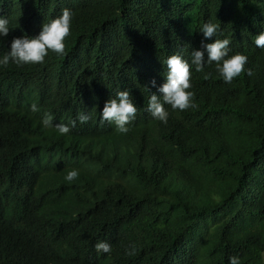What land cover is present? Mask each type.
Masks as SVG:
<instances>
[{"label":"trees","instance_id":"16d2710c","mask_svg":"<svg viewBox=\"0 0 264 264\" xmlns=\"http://www.w3.org/2000/svg\"><path fill=\"white\" fill-rule=\"evenodd\" d=\"M64 8V55L0 65V264H264V49L254 43L264 0H0V59ZM206 22L248 57L246 71L228 84L214 62L193 65L196 107L165 104L164 124L147 111L163 62L191 64L214 42L200 32ZM121 90L137 107L126 134L101 120ZM45 113L76 126L44 128ZM99 241L111 252H97Z\"/></svg>","mask_w":264,"mask_h":264},{"label":"clouds","instance_id":"9594fccd","mask_svg":"<svg viewBox=\"0 0 264 264\" xmlns=\"http://www.w3.org/2000/svg\"><path fill=\"white\" fill-rule=\"evenodd\" d=\"M72 22V12L64 8L62 14L42 25V30L35 37L24 36L21 38H13L11 41L10 51L0 59V65L7 66L9 62L17 66L26 64H42L48 56L49 51L56 55L65 54V38L70 35ZM9 21L7 18L0 16V37H6L9 34ZM219 24L206 22L200 29L205 40L214 42H201L203 50H193L191 52V64L179 54H172L163 62L166 66V80L157 87L156 81H151L153 87H157V91L161 95L152 93L148 99L147 111L151 116L167 124L169 112L165 108V104L170 105L173 110L184 111L188 108H194L195 94L189 89L191 85V69L195 66L196 72H203L205 63L211 65L215 63L216 71L223 78L225 83L231 84L233 79L240 76L246 71L245 65L248 63V57L239 52L230 54L229 39L216 38L219 31ZM256 47L264 49V31H260L254 37ZM207 52V61L205 62L204 53ZM247 74L252 75V70L247 69ZM32 112H38L36 103L31 105ZM137 115V107L128 90H121L116 93L115 98H110L104 104L101 113V120L113 123L116 131L126 134L129 131V125ZM90 114L85 112L78 113L77 119L81 124L87 123ZM41 123L44 128H52L61 135H67L71 129L76 126L73 120L69 125L64 123L53 124V116L45 113ZM79 171L72 169L67 172L65 180L69 183L78 179ZM97 252L110 253L111 246L107 242L99 241L95 244ZM127 255H134L135 248L131 251L126 250ZM229 264H240L238 257L229 258Z\"/></svg>","mask_w":264,"mask_h":264},{"label":"rangeland","instance_id":"374dc122","mask_svg":"<svg viewBox=\"0 0 264 264\" xmlns=\"http://www.w3.org/2000/svg\"><path fill=\"white\" fill-rule=\"evenodd\" d=\"M197 2H199V0H196ZM263 259H264V254H263Z\"/></svg>","mask_w":264,"mask_h":264}]
</instances>
